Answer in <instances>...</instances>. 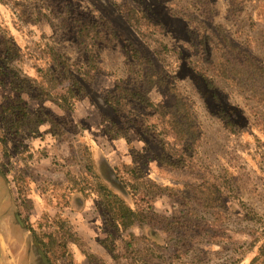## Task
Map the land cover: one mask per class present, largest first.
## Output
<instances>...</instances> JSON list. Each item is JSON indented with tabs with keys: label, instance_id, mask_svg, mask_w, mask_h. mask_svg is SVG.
<instances>
[{
	"label": "rangeland",
	"instance_id": "1",
	"mask_svg": "<svg viewBox=\"0 0 264 264\" xmlns=\"http://www.w3.org/2000/svg\"><path fill=\"white\" fill-rule=\"evenodd\" d=\"M18 1L22 4L23 15L12 3L5 4L0 0V168L7 174L4 177L0 172V264H44L34 235L27 228L32 226L38 227L41 236L48 234L57 239L65 235L75 252V260L85 264L88 263L81 256V249L92 247L99 253L105 252L107 236L100 228L103 217L95 202L99 198H90L88 189L84 192L85 183L80 182L82 174L86 173L81 166L86 163L87 146H91L94 158H105L104 166H109L112 173H118L132 194V202L140 211V224L134 231L142 236L144 244L155 249L159 256L157 264H247L264 243V107L248 90L220 83L221 99L240 110L239 132L230 133L222 118L214 113L217 103L210 90L192 70L191 59L198 57L189 46L193 31L199 30L201 34L209 35L210 45L215 49L220 44L219 37L214 35L215 29H222L232 41L250 48L259 62L264 63V0H253L237 13L229 12V0H212L211 21L200 16L195 0H134L166 23L165 42L172 47L184 48L189 55V65L183 63L177 67V61L172 72L177 74L203 124L199 159L212 168L225 186L224 206L210 211L196 203L181 204L183 197L163 195L152 198L146 191L147 186L137 185L134 180L137 179L131 171L134 167H140L146 177L181 189L183 183L192 179L187 174H156V158L149 160L152 155L149 152L140 156L139 151L143 152L145 147L139 139L127 142L125 139L120 142L108 139L111 137L107 133L109 120L116 117L106 102L113 93L116 78L127 75L125 56L118 49L103 50L104 71L96 73V81L87 86L86 95L79 101L77 109L60 120L61 136L53 139L47 134L44 139H31L30 117L22 110H9L16 97L12 77H37V68L47 65L43 50L48 45L59 49L70 61H88L89 51L78 41L72 23L77 10L111 21L121 38L140 48L144 47V41L119 14L113 0ZM4 27L17 40L21 51L19 60H7L1 38ZM209 59L216 60L217 52L211 50ZM25 87L28 92L23 101H27L30 111H34L39 102L30 95L36 93V88ZM57 88L54 94L63 96L75 90L71 82ZM165 99L169 101L170 97ZM47 108L50 112L64 113L52 102H47ZM18 121L23 126L16 133L10 124ZM47 128H43L44 132ZM25 144H34L37 154L42 157L30 161V150ZM152 149L160 151L156 146ZM64 165L67 173L62 172ZM105 175L109 178L106 172ZM97 185L102 187L103 183ZM61 195L71 197L70 207L63 210L71 227L63 229L53 217L60 211L55 205ZM180 209L184 210L180 212ZM164 215L174 216L175 221L169 224ZM48 219L54 226H44ZM41 223L43 225L39 227ZM179 235L187 239L179 241ZM251 241L256 244L253 249ZM55 247L60 249L58 245Z\"/></svg>",
	"mask_w": 264,
	"mask_h": 264
},
{
	"label": "trees",
	"instance_id": "2",
	"mask_svg": "<svg viewBox=\"0 0 264 264\" xmlns=\"http://www.w3.org/2000/svg\"><path fill=\"white\" fill-rule=\"evenodd\" d=\"M1 1L5 4L12 3L21 11V15L24 14L20 1ZM195 1L200 9V16L211 21L214 13L212 0ZM251 1L253 0H229V12L237 13ZM113 3L119 14L142 37L144 47L140 48L131 41L121 38L120 32L104 17L77 10L73 14L72 23L78 41L86 45L89 51L88 61L86 63L70 61L59 49L44 46L47 65L37 68V77L21 78L18 75L12 77L11 84L16 97L9 110H22L30 117L28 124L31 139H44L47 134L53 139L59 138L62 134L60 120L67 116V113L77 109L79 101L86 95L87 86L96 81V73L104 71L101 60L103 50L118 49L125 56L127 75L116 78L113 93L106 102L116 117L109 120L107 133L111 137L108 139H112L113 142H120L121 139H125L126 142L139 139L145 147L143 152L139 151L140 156L149 152L152 154L149 160L151 157L156 158V174L161 176L165 172L171 175L187 174L192 179L191 182L183 183L181 187H184L181 189L146 177L140 167H134L131 171L137 176V179H134L137 180V185L147 186L146 191L154 199L163 195L183 197L181 204L196 203L209 211L223 207L227 197L225 186L218 180L212 168L199 159V150L204 138L203 124L192 101L182 89L177 74L172 72L177 61V67L183 63L188 66L189 55L184 48L172 47L165 42L163 36L167 32V25L164 21L158 20L149 9L134 0H113ZM201 22L205 23L204 20ZM214 35L220 40L215 49L210 45L209 35L201 34L199 30L193 31L189 50L198 58L191 59L194 64L192 70L210 90L217 103L214 113L222 118L224 126L230 133L236 134L240 129L238 115L240 110L236 105L221 99L220 83L248 90L257 103L264 107V63L259 62L250 48L232 41L222 29H215ZM1 38L2 47L8 56L7 60H19L21 51L17 40L5 27L1 29ZM211 50L217 52L216 60L209 59ZM67 82H71L75 87L73 93H69L68 96L54 94L57 86H63ZM27 85L36 88V93L30 95L31 99L39 102L34 111H30L28 102L23 101V96L28 92L25 87ZM166 96L170 97L169 101L165 99ZM47 102L56 104L64 113L50 112ZM10 125L16 133H19L23 126L19 121L14 125L11 122ZM46 126L48 128L44 132L43 128ZM22 144L24 145L23 142ZM25 146L30 150V161H38L42 157L40 153L37 154L34 144ZM153 146L160 151H154ZM85 157L86 163L81 169L83 168L86 173L82 174L80 182L85 183L84 192L88 189L90 198L95 196L99 198L95 202L103 217L100 228L107 237L104 253L89 247L80 250L81 256L88 264H157L159 256L155 249L144 244L142 236L134 231L140 224V211L132 202V194L128 192L124 181H121L123 179L118 173H112L109 166H104L102 161L105 158L99 160L94 158L91 146L85 148ZM73 161L80 164L78 159L73 158ZM63 167L62 172L67 173V166ZM0 172L4 177L7 175L1 168ZM100 182L103 183L102 187L97 185ZM20 189L24 190L22 187ZM70 203V195H61L57 198L55 207L58 206L60 211L52 216L60 223V229L71 227L63 214L64 208L70 207ZM183 210L180 209V212ZM164 217L168 219L169 224L175 221L174 216ZM42 225L39 224V227ZM44 226H54V223L48 219ZM27 228L34 235L36 248L44 251L51 264H85L75 260V252L72 251L65 235L55 239L48 234L41 236L38 227ZM47 231L48 228L45 232ZM55 232L58 233L60 230ZM46 237L52 239L48 241ZM183 238L187 239L179 235L178 240ZM191 238L194 239V235ZM250 245L253 249L256 244L251 241ZM258 252L247 264H264V243H261Z\"/></svg>",
	"mask_w": 264,
	"mask_h": 264
},
{
	"label": "water",
	"instance_id": "3",
	"mask_svg": "<svg viewBox=\"0 0 264 264\" xmlns=\"http://www.w3.org/2000/svg\"><path fill=\"white\" fill-rule=\"evenodd\" d=\"M39 253L41 255L42 261L44 264H51V262L49 261L47 255L44 253V251L42 249H39Z\"/></svg>",
	"mask_w": 264,
	"mask_h": 264
},
{
	"label": "flooded vegetation",
	"instance_id": "4",
	"mask_svg": "<svg viewBox=\"0 0 264 264\" xmlns=\"http://www.w3.org/2000/svg\"><path fill=\"white\" fill-rule=\"evenodd\" d=\"M36 243V242H35Z\"/></svg>",
	"mask_w": 264,
	"mask_h": 264
}]
</instances>
